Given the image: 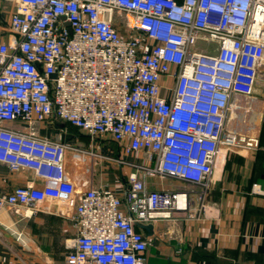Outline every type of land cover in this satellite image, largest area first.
Returning <instances> with one entry per match:
<instances>
[{"label":"built area","instance_id":"1","mask_svg":"<svg viewBox=\"0 0 264 264\" xmlns=\"http://www.w3.org/2000/svg\"><path fill=\"white\" fill-rule=\"evenodd\" d=\"M6 5L0 164L32 179L0 187V216L57 203L73 212L64 264H148L141 227L203 219L229 153L260 147L228 123L236 97L264 96V0H0L3 14ZM52 119L91 142L109 138L118 156L39 136ZM111 164L120 191L94 184Z\"/></svg>","mask_w":264,"mask_h":264},{"label":"crops","instance_id":"2","mask_svg":"<svg viewBox=\"0 0 264 264\" xmlns=\"http://www.w3.org/2000/svg\"><path fill=\"white\" fill-rule=\"evenodd\" d=\"M5 7L8 12L13 8ZM3 21H7L6 14L0 11V36H9ZM263 110V91L258 87L254 97H236L228 127L240 133L241 120L255 122L257 113ZM36 132L62 143H70L76 137L80 144L85 141L74 127L57 119L37 125ZM261 151L229 153L216 172L203 219L160 221L150 225V230L142 226L149 242L148 264H264V151ZM109 177L108 181L96 179L94 184H108L120 191L114 176ZM31 179L30 173H12L0 164V187L4 190L12 191ZM165 185L184 187L180 182ZM150 188L159 189L161 184L150 181ZM46 207L49 209L23 220L10 211L1 214L0 228H15L23 233L24 240L4 244L0 239V264H64L75 236L69 219L73 212L57 203Z\"/></svg>","mask_w":264,"mask_h":264},{"label":"rangeland","instance_id":"3","mask_svg":"<svg viewBox=\"0 0 264 264\" xmlns=\"http://www.w3.org/2000/svg\"><path fill=\"white\" fill-rule=\"evenodd\" d=\"M0 11L2 12L1 8ZM4 14H6V19H8L9 12L8 13L4 12ZM241 121L242 122L239 124L240 126H242V128L240 129L239 132L240 133L242 132L243 135L248 136L250 138L258 139L260 142L259 150L264 151V110L263 112L259 111L257 113L255 122H248V120H241ZM81 144L82 146L93 145L97 151L102 152L103 154H108L109 156L111 155L112 157H117L119 153L118 145L115 144L113 141H111L109 138H106L104 140H97L95 142H91L90 140L87 139V141L85 140ZM121 172L122 169L117 164H111L109 167L99 165L97 167L95 177L96 179H100L102 176H104V178L109 176H114L118 180ZM0 239L4 244H12L16 242H22L24 240V236L23 233L17 231L15 228L7 229L3 227L0 228Z\"/></svg>","mask_w":264,"mask_h":264},{"label":"trees","instance_id":"4","mask_svg":"<svg viewBox=\"0 0 264 264\" xmlns=\"http://www.w3.org/2000/svg\"><path fill=\"white\" fill-rule=\"evenodd\" d=\"M69 127V126H68ZM70 127H72V126H70ZM75 128V127H74ZM76 129V131H78L79 133H80V131L77 129V128H75ZM82 138L84 139V140H86L87 141V137L85 138L84 136H82ZM89 140V139H88Z\"/></svg>","mask_w":264,"mask_h":264},{"label":"water","instance_id":"5","mask_svg":"<svg viewBox=\"0 0 264 264\" xmlns=\"http://www.w3.org/2000/svg\"><path fill=\"white\" fill-rule=\"evenodd\" d=\"M150 227L151 226H143L142 228L145 229V230H150Z\"/></svg>","mask_w":264,"mask_h":264}]
</instances>
